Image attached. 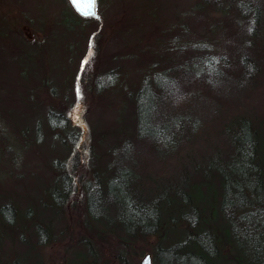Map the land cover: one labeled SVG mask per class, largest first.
<instances>
[{
  "label": "rangeland",
  "instance_id": "1",
  "mask_svg": "<svg viewBox=\"0 0 264 264\" xmlns=\"http://www.w3.org/2000/svg\"><path fill=\"white\" fill-rule=\"evenodd\" d=\"M70 3L0 0V264H93L80 252L88 242L105 264H141L147 253L154 264L158 234L127 236L113 223L116 177L135 162L122 151L144 147L134 131V93L146 76L179 74L201 56L235 61L236 45L249 43L225 31L232 6L222 14L200 13L196 0H97V19ZM255 26L248 59L258 68L250 80L225 78L220 85L228 91H215L221 109L209 119L246 111L264 133V18ZM54 112L80 127L78 140L71 129L53 128ZM207 124L212 141L223 145L221 123ZM201 141L185 152L206 148ZM145 155L136 164L146 161L145 171L157 177L183 161ZM99 173L103 197L96 203L104 216L97 221L86 199ZM66 177L76 187L69 197L59 190Z\"/></svg>",
  "mask_w": 264,
  "mask_h": 264
},
{
  "label": "trees",
  "instance_id": "2",
  "mask_svg": "<svg viewBox=\"0 0 264 264\" xmlns=\"http://www.w3.org/2000/svg\"><path fill=\"white\" fill-rule=\"evenodd\" d=\"M196 4L200 13L224 14L229 6L234 7L225 31L232 39L241 36L249 44L236 45V62L225 54L206 55L194 59L192 65L180 66L179 74L174 68L154 80L151 76L143 79L134 93L133 125L144 147L141 151L128 148L127 154L126 149L122 151L135 162L116 177L117 191L108 202L118 205L113 223L127 236L158 234L154 264H264L262 125L246 111L214 116L212 123H221L217 135L222 145L210 138L207 124L211 110L221 109L220 94L215 91H228L229 85H220L226 83L225 78L250 80L258 68L257 59H248L253 50L248 46L257 41L253 31L264 18V0H196ZM51 118L53 128L71 129V138L78 140L80 127L68 115L54 112ZM202 139L206 148L185 152ZM148 149L156 159L178 156L183 161L172 174L154 176L145 171L146 161L136 164L146 158ZM101 177L99 173L96 183L89 185L86 199L87 210L97 221L103 215L96 203L103 197L98 189ZM69 178L59 188L66 197L76 189L71 185L74 177ZM99 250L88 242L80 252L98 261L93 264H105Z\"/></svg>",
  "mask_w": 264,
  "mask_h": 264
},
{
  "label": "snow or ice",
  "instance_id": "3",
  "mask_svg": "<svg viewBox=\"0 0 264 264\" xmlns=\"http://www.w3.org/2000/svg\"><path fill=\"white\" fill-rule=\"evenodd\" d=\"M72 2L76 6L77 10L80 11L82 15L86 17H95L99 19L95 11L96 0H87L86 4L82 3L81 0H72ZM89 55H91V51ZM84 63H87V60H85Z\"/></svg>",
  "mask_w": 264,
  "mask_h": 264
},
{
  "label": "water",
  "instance_id": "4",
  "mask_svg": "<svg viewBox=\"0 0 264 264\" xmlns=\"http://www.w3.org/2000/svg\"><path fill=\"white\" fill-rule=\"evenodd\" d=\"M70 1H71V4L73 5V7L75 8V10H76L79 14H81L80 11H78L77 8H76V6L73 4L72 0H70ZM81 2L84 3V4H86V3H87V0H81ZM96 2H97V0H96ZM95 11H96L97 15L99 16V13H98V11H97V3H96V5H95ZM81 15H82V14H81ZM82 16H84V15H82ZM151 258H152L151 253H147V254L142 258V260H141V264H153V260H152Z\"/></svg>",
  "mask_w": 264,
  "mask_h": 264
}]
</instances>
